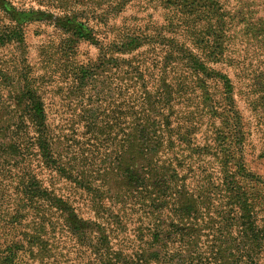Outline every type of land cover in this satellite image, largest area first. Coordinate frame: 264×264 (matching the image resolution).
I'll list each match as a JSON object with an SVG mask.
<instances>
[{
    "label": "trees",
    "instance_id": "1",
    "mask_svg": "<svg viewBox=\"0 0 264 264\" xmlns=\"http://www.w3.org/2000/svg\"><path fill=\"white\" fill-rule=\"evenodd\" d=\"M109 1L85 0L90 8L102 10V26L108 25V11L126 0L103 8ZM163 1L186 10L185 16L193 15L189 0ZM75 2L64 1V11L71 12ZM207 3L214 5L212 0ZM0 7V264H46L58 248L61 253V246L49 242L60 231L74 242L71 249L64 247V258L72 255L76 264H264V179L245 164L246 138L237 117L230 135L218 137L216 147L200 146L187 125L190 113L179 121L175 112L180 104H193L187 97L193 92L186 69L196 76L220 77L230 94L229 77L211 71L161 34L123 30L105 46L79 13L72 18L65 12L59 18L37 13L41 20L49 15L68 35L54 51H42L38 67L28 60L24 31L36 11H20L9 0H0ZM198 18L170 15L168 27L180 26L206 43L205 36L211 34L208 28L196 29ZM223 34L217 36L219 56L226 49ZM150 37L159 44L168 42L170 48L156 86L155 73L143 69L146 59L134 55L152 42ZM83 38L98 48L94 60L76 58L78 39ZM13 45L19 55L10 51ZM202 47L211 56L212 46ZM176 66L182 67L181 74ZM169 72L175 74L172 79ZM57 77L64 80V88L47 91ZM47 92L64 101L67 115L64 133L56 140L47 120ZM233 105L229 107L234 110ZM207 154L216 157L221 176L206 169L200 185L190 191L186 180L193 171L187 159ZM38 159L83 191L79 199L85 213H94L92 218L83 217L72 199L41 184L31 167ZM5 179L15 181L14 197L5 194ZM201 237L206 238L203 251Z\"/></svg>",
    "mask_w": 264,
    "mask_h": 264
},
{
    "label": "rangeland",
    "instance_id": "2",
    "mask_svg": "<svg viewBox=\"0 0 264 264\" xmlns=\"http://www.w3.org/2000/svg\"><path fill=\"white\" fill-rule=\"evenodd\" d=\"M9 1L20 11H36L35 19L25 24L24 31L28 60L38 67L42 66L44 58L42 51L44 49L54 51L58 43L68 36L64 30L59 29L54 22L48 19L50 14L59 18L65 12L72 18L76 16L73 15L74 13H79V19L83 17V21L95 29L97 37L104 41L105 46L114 41L117 37L116 34L118 35L123 30L131 32L139 29L152 36L161 34L165 40H175L178 44L183 45L200 61L204 62L211 71L229 77L233 85V91L230 94L227 92V83L220 77L196 76L192 69H186L193 92L187 97L192 99L193 104L189 107L180 104L175 107V112L179 113V121H182V117L190 113L188 115H191V118L187 125L193 128L192 137L196 145L204 146L206 144L205 146L213 147L217 146L216 139L218 137L230 135L229 131L234 126L236 116L239 122L238 127L245 133L246 138L245 164L252 172L264 179V0H212L214 5L208 4V0H189L193 2L190 6L192 16H185L184 14L187 12L182 8L166 6L163 0H126L122 2L119 8L108 11L105 16L107 26H102L99 22L102 10L90 8L85 0H76L72 6H69L71 12L67 13L63 8L64 1L67 0ZM115 1L118 2L119 0H111L103 8L108 4L112 6ZM60 5H62L61 8H59ZM3 13L4 11L0 7V15H4ZM37 13L49 15H43L45 19L41 20L37 19ZM170 15L189 19L199 17L194 24L196 29L206 32V28H208L207 30L211 35L205 36V43L203 40L200 42L195 36L186 35L180 26L176 30H172L168 27ZM211 17L213 19L209 20ZM218 24H223L224 27L218 26ZM204 26L205 28H203ZM222 32L227 42L224 43L226 45L225 51L219 56L215 54L217 51L215 48L216 45L221 44L217 40V36L221 35ZM149 39L152 42L145 43L135 51L134 55H137L138 52L142 54L139 58L146 59L143 69L155 73L154 85L156 86L159 73L163 68L164 52L169 51L170 48L166 45L168 43L166 41L159 44V42H154L156 37ZM205 44L212 46L210 49L212 51L211 56H208L207 51L203 49L202 46ZM14 46L9 48L10 51L19 55V51ZM76 49V58L81 62L94 60L98 55V48L92 40L78 39ZM116 55L130 57L129 54ZM155 65L157 67H154ZM174 70L177 75L183 71L181 66L174 67ZM172 73L169 72L170 79L175 76ZM38 74H41V70H37L36 75ZM57 87L64 88V80L58 77L49 84L47 91ZM45 99L46 102L48 101L47 120L53 139L56 140L64 133V119L67 116L64 113V101L49 92L45 95ZM230 103L234 104V110L229 107ZM55 152L60 153L59 151ZM215 160L216 157L211 154L193 160L187 159V163L191 164V171H193L189 173V178L186 180L190 191L197 189V186L200 185L197 181L200 180L206 169L209 171L215 169L214 177L219 178L221 176L218 172V163ZM31 167L44 187L53 190L58 195L72 199L73 206L83 217L92 218L94 213L91 211L85 213L87 210L83 208L82 201L79 199L80 195L83 194L82 190L74 189L68 181L60 177L55 171L45 168L40 159L33 164L31 163ZM3 181L2 188L5 190V194L14 197L15 181L12 182L11 179ZM71 194H76V196ZM105 203L106 206H109L108 201ZM217 203L218 201H215V204ZM134 227L135 223L132 222L128 228L130 237H132ZM66 237L64 231L56 232L49 237L52 246L58 244L62 247L60 248L62 254L58 248V251L54 252L53 258H50L46 264H76L78 262L74 261L72 255L68 260L64 258V247L71 249V245L74 244ZM205 244L206 238L201 237L200 250L206 249Z\"/></svg>",
    "mask_w": 264,
    "mask_h": 264
}]
</instances>
